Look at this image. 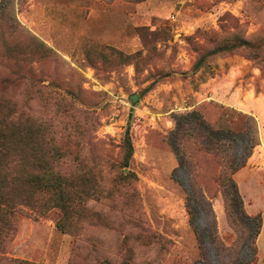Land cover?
<instances>
[{
    "label": "rangeland",
    "instance_id": "1",
    "mask_svg": "<svg viewBox=\"0 0 264 264\" xmlns=\"http://www.w3.org/2000/svg\"><path fill=\"white\" fill-rule=\"evenodd\" d=\"M31 36L53 58L18 54ZM236 39L251 45L193 72ZM5 42L22 51L6 56ZM0 91L44 129L55 170L90 192L68 231L58 209L19 207L0 264H264V0H0ZM193 110L213 125L225 110L257 121L251 155L240 137L223 147L245 163L233 178L246 214L262 216L254 263L255 224L228 215L218 160L187 139L182 168L169 143L174 116Z\"/></svg>",
    "mask_w": 264,
    "mask_h": 264
},
{
    "label": "trees",
    "instance_id": "2",
    "mask_svg": "<svg viewBox=\"0 0 264 264\" xmlns=\"http://www.w3.org/2000/svg\"><path fill=\"white\" fill-rule=\"evenodd\" d=\"M28 41L29 52L21 53H18L22 50H19L17 46L5 42L6 56L18 53L25 57L35 56L39 60L53 58L54 51L42 40L31 36ZM250 45L251 43L244 39L224 42L202 56L194 65L193 72L203 67L208 56L235 51L240 47ZM110 51L114 56L119 55V58L126 59L122 53L113 49ZM15 58L19 59L20 56ZM102 58L106 57L102 56ZM14 61L16 60L14 59ZM17 74L20 75L19 79H25L24 73ZM174 118L176 119V129L171 132L169 143L179 160L180 167L187 168L189 166L181 143L187 139L200 141L202 149L212 154L221 165L222 171L217 179L227 202L228 215L235 223L241 221L249 228L251 223L255 224V234L251 244L254 255L252 263H254L257 256V237L263 226L262 216L251 217L246 214L238 185L233 178L234 174L245 166V163L242 162L238 165L235 157L226 154L223 147L226 142L240 137L245 141L248 154L251 155L253 150L260 145L257 121L253 116L239 113L236 115V112L229 110H225L221 114L215 125L209 123L197 110L175 115ZM188 120L193 122H188ZM36 124L32 119H25L18 115L12 101L0 96V249L10 234V217L19 207L27 206L40 213L58 209L63 214L59 228L68 231L72 220L80 219L78 208L84 198L90 195L86 189L79 188L75 179L63 176L55 170L56 160L50 154L48 142L45 140V131L40 126L37 127ZM124 153L122 165L123 168H128L134 155L129 129L126 131ZM42 197L45 200H41ZM190 199L191 197L188 196L189 201ZM188 209L190 223L200 239L201 233L193 224L194 215L189 202ZM244 219H247L248 222ZM246 264H250V262Z\"/></svg>",
    "mask_w": 264,
    "mask_h": 264
},
{
    "label": "water",
    "instance_id": "3",
    "mask_svg": "<svg viewBox=\"0 0 264 264\" xmlns=\"http://www.w3.org/2000/svg\"><path fill=\"white\" fill-rule=\"evenodd\" d=\"M138 99V96L137 95H133V96H131V100L132 101H136Z\"/></svg>",
    "mask_w": 264,
    "mask_h": 264
}]
</instances>
